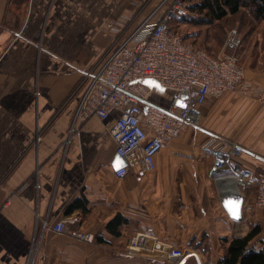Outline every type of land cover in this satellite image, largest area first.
Returning a JSON list of instances; mask_svg holds the SVG:
<instances>
[{
  "label": "crops",
  "instance_id": "crops-1",
  "mask_svg": "<svg viewBox=\"0 0 264 264\" xmlns=\"http://www.w3.org/2000/svg\"><path fill=\"white\" fill-rule=\"evenodd\" d=\"M141 2L0 0V264H157L154 254L127 253L131 238L149 227L204 264L223 256L222 238L243 237L252 224L261 228L253 245L264 249V210L256 204V181L264 177V106L256 100L238 92L208 99L199 107L201 127L165 146L154 171L136 169L123 178L115 175L109 122L77 118L79 96L72 92L79 70L92 66L111 43L108 21ZM199 17L191 10L187 18ZM234 17L246 79L262 88L264 21L253 20L245 8ZM148 85L150 100L168 107L171 92ZM210 134L244 148L234 167L246 185L222 187L212 178L213 159L200 150ZM221 188L242 195L240 221L223 208ZM78 199L88 211L67 215ZM117 216L126 219L118 236L107 230ZM69 217L77 221L69 228L103 237L87 243L42 229L43 221Z\"/></svg>",
  "mask_w": 264,
  "mask_h": 264
},
{
  "label": "built area",
  "instance_id": "built-area-1",
  "mask_svg": "<svg viewBox=\"0 0 264 264\" xmlns=\"http://www.w3.org/2000/svg\"><path fill=\"white\" fill-rule=\"evenodd\" d=\"M191 5V0H142L135 10L108 21L111 43L92 66L79 70L81 80L72 92L79 96L77 118L96 117L109 122L116 155L125 163L115 171L117 178L136 169L142 173L154 171L156 156L165 146L189 128L201 127L199 107L208 99L238 92L264 106V87L254 89L241 64L238 27L228 32L226 52L219 55L188 43L174 28V22L191 16ZM144 81L171 92L168 107L150 100L151 88ZM114 112L118 115L112 116ZM200 150L213 159L211 176L215 181L234 179L237 186L247 184L244 173L234 167L245 151L242 146L210 134ZM256 190V204L264 210V177L256 181ZM76 223L71 217L56 223L43 221L42 229L87 243L103 237L101 233L69 228ZM127 253L154 254L161 260L157 264H163L162 260L204 264L197 253L162 242L152 227L131 238ZM28 264H32L31 259Z\"/></svg>",
  "mask_w": 264,
  "mask_h": 264
},
{
  "label": "trees",
  "instance_id": "trees-1",
  "mask_svg": "<svg viewBox=\"0 0 264 264\" xmlns=\"http://www.w3.org/2000/svg\"><path fill=\"white\" fill-rule=\"evenodd\" d=\"M191 10L199 14V18H184L174 22V28L180 31L181 26L203 28L214 26L224 21L229 16L240 13L242 8L248 9L253 20L264 21V0H191ZM249 19V16H248ZM250 21V20H249ZM226 40V39H225ZM224 40V41H225ZM187 41V40H186ZM188 42V41H187ZM200 48V47H198ZM209 50V49H208ZM212 54L211 50H209ZM153 102V101H152ZM75 210L83 213L88 211L85 200L78 199L68 208L66 214L70 215ZM126 223V219L120 216L115 217L108 225L107 230L113 235H120L119 227ZM261 232L260 225H250L249 232L243 237L222 238L224 245L223 256L217 264H264V249H257L253 242ZM206 264H211L206 262Z\"/></svg>",
  "mask_w": 264,
  "mask_h": 264
},
{
  "label": "rangeland",
  "instance_id": "rangeland-1",
  "mask_svg": "<svg viewBox=\"0 0 264 264\" xmlns=\"http://www.w3.org/2000/svg\"><path fill=\"white\" fill-rule=\"evenodd\" d=\"M243 19L245 18L243 17L241 20ZM237 20H239L238 17L229 16L224 21L210 27V29H208L207 27L194 28L191 26H181L180 32L184 34L188 43L194 45L195 47L207 48L213 53L219 55L222 52H226V50L224 49V40L226 39L228 32L236 26ZM248 21L249 19L247 20V23H249ZM242 51L243 47L239 50V54L242 59L241 64L243 62Z\"/></svg>",
  "mask_w": 264,
  "mask_h": 264
},
{
  "label": "water",
  "instance_id": "water-1",
  "mask_svg": "<svg viewBox=\"0 0 264 264\" xmlns=\"http://www.w3.org/2000/svg\"><path fill=\"white\" fill-rule=\"evenodd\" d=\"M180 104L182 103L180 102ZM123 166H125V163L119 156L116 155L115 160H114L115 169L117 170L119 168H122ZM218 194H219V198L221 200L222 206L227 212V214L229 215V217L235 221H240L243 217L242 208H243V203H244L243 197L240 194V192L238 190L233 191V190H229L226 188H221ZM230 201L235 202V204L232 205L235 211V216L230 212L229 207H226V202H230Z\"/></svg>",
  "mask_w": 264,
  "mask_h": 264
},
{
  "label": "snow or ice",
  "instance_id": "snow-or-ice-1",
  "mask_svg": "<svg viewBox=\"0 0 264 264\" xmlns=\"http://www.w3.org/2000/svg\"><path fill=\"white\" fill-rule=\"evenodd\" d=\"M144 83H149L148 81H144ZM157 88H159V85H156ZM162 91V89H160ZM181 107H184L183 104H180ZM119 163V162H118ZM235 202H226V207H229L230 212L235 216V211L232 205H234Z\"/></svg>",
  "mask_w": 264,
  "mask_h": 264
},
{
  "label": "bare ground",
  "instance_id": "bare-ground-1",
  "mask_svg": "<svg viewBox=\"0 0 264 264\" xmlns=\"http://www.w3.org/2000/svg\"><path fill=\"white\" fill-rule=\"evenodd\" d=\"M220 183H221L222 187L231 186L232 183L237 184L236 180H234V179L222 180Z\"/></svg>",
  "mask_w": 264,
  "mask_h": 264
}]
</instances>
